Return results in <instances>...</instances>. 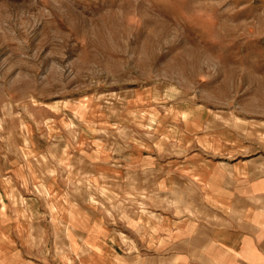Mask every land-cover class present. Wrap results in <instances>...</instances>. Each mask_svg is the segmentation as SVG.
Returning a JSON list of instances; mask_svg holds the SVG:
<instances>
[{"label":"rangeland","instance_id":"rangeland-1","mask_svg":"<svg viewBox=\"0 0 264 264\" xmlns=\"http://www.w3.org/2000/svg\"><path fill=\"white\" fill-rule=\"evenodd\" d=\"M156 147L261 166L264 0H0V194L48 198L51 248L114 196L137 237L140 203L122 196L117 164ZM74 197L81 218L58 219Z\"/></svg>","mask_w":264,"mask_h":264},{"label":"crops","instance_id":"crops-1","mask_svg":"<svg viewBox=\"0 0 264 264\" xmlns=\"http://www.w3.org/2000/svg\"><path fill=\"white\" fill-rule=\"evenodd\" d=\"M163 151L132 150L117 164L123 175L122 196L124 189L132 188L141 204L137 237L118 226L126 212L115 209L124 199L114 196L106 205L91 201L94 214L87 227L79 220L69 229L55 230V235L69 233L73 240L54 241L51 248L44 240L54 214L47 212L48 198L0 194V240L14 237L12 246L0 244V264H264V161L257 166L220 160L216 168L209 156L196 162L195 149L185 148L180 154ZM135 175L138 180H131ZM62 185L66 186H57ZM58 204L70 208L58 211V219L69 213L72 220L81 218L79 198L69 202L59 198ZM28 235L34 241L41 235L44 242L24 244ZM39 250L64 252L42 258L28 253Z\"/></svg>","mask_w":264,"mask_h":264}]
</instances>
